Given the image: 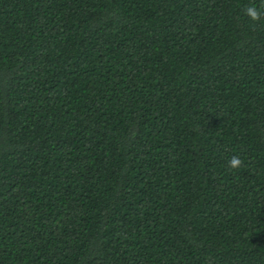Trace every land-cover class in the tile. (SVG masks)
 Masks as SVG:
<instances>
[{"label": "trees", "instance_id": "16d2710c", "mask_svg": "<svg viewBox=\"0 0 264 264\" xmlns=\"http://www.w3.org/2000/svg\"><path fill=\"white\" fill-rule=\"evenodd\" d=\"M0 264H264V0H0Z\"/></svg>", "mask_w": 264, "mask_h": 264}, {"label": "clouds", "instance_id": "9594fccd", "mask_svg": "<svg viewBox=\"0 0 264 264\" xmlns=\"http://www.w3.org/2000/svg\"><path fill=\"white\" fill-rule=\"evenodd\" d=\"M246 13L253 21H259L261 18V13L256 9L255 6L248 7L246 9ZM229 166L233 169H239L245 165L239 156L234 155L229 162Z\"/></svg>", "mask_w": 264, "mask_h": 264}]
</instances>
